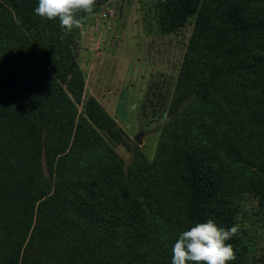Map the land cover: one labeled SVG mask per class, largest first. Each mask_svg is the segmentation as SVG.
Wrapping results in <instances>:
<instances>
[{"label":"trees","instance_id":"trees-1","mask_svg":"<svg viewBox=\"0 0 264 264\" xmlns=\"http://www.w3.org/2000/svg\"><path fill=\"white\" fill-rule=\"evenodd\" d=\"M37 5L0 0V264H171L208 220L238 227L226 264H264V0L155 3L162 34L195 19L154 156L128 145L127 167L77 28Z\"/></svg>","mask_w":264,"mask_h":264},{"label":"rangeland","instance_id":"rangeland-1","mask_svg":"<svg viewBox=\"0 0 264 264\" xmlns=\"http://www.w3.org/2000/svg\"><path fill=\"white\" fill-rule=\"evenodd\" d=\"M157 1L107 0L80 18L77 28L74 48L84 99L93 97L125 133L126 144L113 145L125 167L133 147L149 160L154 156L195 19L175 33L162 34L154 11ZM138 133L140 145L133 141Z\"/></svg>","mask_w":264,"mask_h":264},{"label":"clouds","instance_id":"clouds-1","mask_svg":"<svg viewBox=\"0 0 264 264\" xmlns=\"http://www.w3.org/2000/svg\"><path fill=\"white\" fill-rule=\"evenodd\" d=\"M95 0H38L34 9L42 20H58L66 31L81 27L77 13L91 15ZM238 232V227H217L213 220L196 223L179 234L171 249V264H226L235 259L230 243H226Z\"/></svg>","mask_w":264,"mask_h":264},{"label":"water","instance_id":"water-1","mask_svg":"<svg viewBox=\"0 0 264 264\" xmlns=\"http://www.w3.org/2000/svg\"><path fill=\"white\" fill-rule=\"evenodd\" d=\"M133 141H134L136 144L140 145V143H141V133H138L137 135H134V136H133Z\"/></svg>","mask_w":264,"mask_h":264}]
</instances>
